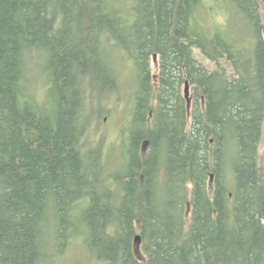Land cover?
I'll return each mask as SVG.
<instances>
[{
  "label": "trees",
  "instance_id": "1",
  "mask_svg": "<svg viewBox=\"0 0 264 264\" xmlns=\"http://www.w3.org/2000/svg\"><path fill=\"white\" fill-rule=\"evenodd\" d=\"M216 1L230 26L207 0H0V264L53 263L76 238L102 264H264V0ZM124 86L110 170L92 95Z\"/></svg>",
  "mask_w": 264,
  "mask_h": 264
},
{
  "label": "rangeland",
  "instance_id": "2",
  "mask_svg": "<svg viewBox=\"0 0 264 264\" xmlns=\"http://www.w3.org/2000/svg\"><path fill=\"white\" fill-rule=\"evenodd\" d=\"M208 7L207 16H204L205 19H209L212 23H215L222 27L224 22L229 24L230 19L229 10L224 6L220 1L216 0H207L206 3ZM234 22V21H233ZM232 22V23H233ZM240 25H236L235 29L238 33L243 34L245 29L240 28ZM247 43H251L253 40H250L247 35H244ZM198 58L205 64H210L204 57L197 51ZM123 62H120V64ZM134 66L132 59H126L124 64L121 66ZM31 81L29 82L32 86V90L36 93L37 97L42 98L49 86V80L46 78L45 68L46 64L42 56L35 55L28 62ZM120 66V65H119ZM153 70H156V62L154 61ZM128 73V72H127ZM119 80L123 84H127L130 80H127V76L124 74L120 75ZM133 84L132 82H130ZM130 83H128L130 85ZM134 85V84H133ZM112 93L110 96H101L99 93H93L92 95V105L96 109L103 108L104 111L102 116L99 119H96L94 125V136L103 137V151L105 159L109 163L111 169H120L123 168L124 160V151L126 150L128 136L131 131L133 112H134V103H133V92L131 91L132 86L125 87L124 89ZM260 154V163L264 167V132L263 138L260 144L259 149ZM136 252L138 256L142 258V254L137 247ZM50 264H102L97 262L92 258L87 250V248L82 243V238H76L73 240L65 253L62 256H58L53 263Z\"/></svg>",
  "mask_w": 264,
  "mask_h": 264
},
{
  "label": "water",
  "instance_id": "3",
  "mask_svg": "<svg viewBox=\"0 0 264 264\" xmlns=\"http://www.w3.org/2000/svg\"><path fill=\"white\" fill-rule=\"evenodd\" d=\"M185 92H186V97H189V95H190V89H189V84L188 83H186V90H185ZM136 242H137V245H140V242H141V236L140 235H137Z\"/></svg>",
  "mask_w": 264,
  "mask_h": 264
}]
</instances>
